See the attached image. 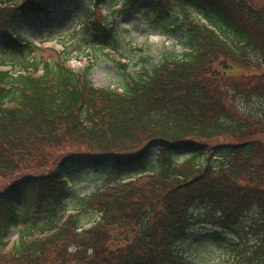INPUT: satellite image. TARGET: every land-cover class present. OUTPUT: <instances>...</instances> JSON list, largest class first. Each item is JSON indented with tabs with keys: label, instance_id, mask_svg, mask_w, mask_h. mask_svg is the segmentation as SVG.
I'll return each mask as SVG.
<instances>
[{
	"label": "trees",
	"instance_id": "obj_1",
	"mask_svg": "<svg viewBox=\"0 0 264 264\" xmlns=\"http://www.w3.org/2000/svg\"><path fill=\"white\" fill-rule=\"evenodd\" d=\"M16 1L0 0L12 7L0 44L19 65L0 68V264H190L178 247L195 208L226 264H264V0H150L146 14L186 51L135 76L118 62L121 91L95 87L91 66L26 58L34 46L16 28L49 6ZM85 30L115 42L112 26ZM80 165L108 169L105 184L68 206L66 174ZM130 166L139 177L125 181Z\"/></svg>",
	"mask_w": 264,
	"mask_h": 264
},
{
	"label": "rangeland",
	"instance_id": "obj_2",
	"mask_svg": "<svg viewBox=\"0 0 264 264\" xmlns=\"http://www.w3.org/2000/svg\"><path fill=\"white\" fill-rule=\"evenodd\" d=\"M15 1V0H14ZM49 6L43 14L31 20H22L16 28L21 39L34 44V51L25 54L26 58H35L37 61L52 62L65 59L74 72L80 74L86 66H91L89 79L95 87L111 90H122L123 76L118 62L127 66V73L135 76L142 69L150 70L165 59H172L185 52L184 35L180 31H164L160 23L154 22L146 14L150 8V0H138V3L124 10L127 0H47ZM99 1L98 5L95 2ZM18 6L21 0H17ZM8 6V5H7ZM0 11V21L9 16L12 7ZM193 16L201 18V14L193 12ZM97 20L115 30V42L108 45H99L87 35L85 27L89 21ZM13 54V53H12ZM6 53L0 44V59L5 58L4 67L8 70L19 68L17 56ZM156 150L149 151L147 158L155 154ZM188 153H180L178 162ZM151 158V157H150ZM154 162H151V165ZM59 169H56L57 172ZM138 169L130 166L122 172L123 179H135ZM108 169L93 170L89 165L75 167L66 174L69 182L68 206L74 202L92 195L104 187L105 175ZM7 184L8 182H0ZM7 191L5 193H9ZM13 194L11 203L22 206L23 201ZM208 211L205 208L192 210L191 229L192 238L179 245V251L190 264H226L231 260V253L225 247L218 248L208 239L207 234L212 232L207 219ZM84 224L93 223L95 216L92 213L83 215ZM247 220H244L245 225ZM22 225L12 228L8 241L13 244ZM204 237V238H203ZM120 238V237H118ZM226 242L234 243L231 236L225 237ZM123 243V242H122ZM120 243V244H122ZM115 248V245L111 244Z\"/></svg>",
	"mask_w": 264,
	"mask_h": 264
}]
</instances>
